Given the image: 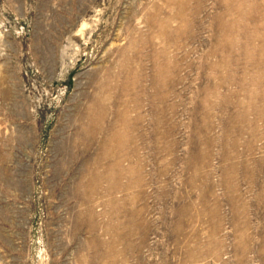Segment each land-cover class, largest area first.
Here are the masks:
<instances>
[{
  "label": "rangeland",
  "instance_id": "obj_1",
  "mask_svg": "<svg viewBox=\"0 0 264 264\" xmlns=\"http://www.w3.org/2000/svg\"><path fill=\"white\" fill-rule=\"evenodd\" d=\"M0 264H264V0H0Z\"/></svg>",
  "mask_w": 264,
  "mask_h": 264
}]
</instances>
